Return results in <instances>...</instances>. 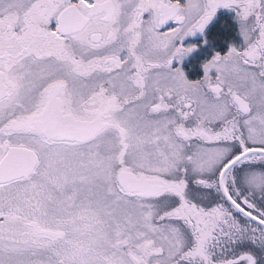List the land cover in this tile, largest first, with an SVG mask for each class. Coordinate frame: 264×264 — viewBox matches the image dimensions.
I'll use <instances>...</instances> for the list:
<instances>
[{
	"label": "snow or ice",
	"instance_id": "6c2138e0",
	"mask_svg": "<svg viewBox=\"0 0 264 264\" xmlns=\"http://www.w3.org/2000/svg\"><path fill=\"white\" fill-rule=\"evenodd\" d=\"M0 264H264V0H0Z\"/></svg>",
	"mask_w": 264,
	"mask_h": 264
}]
</instances>
